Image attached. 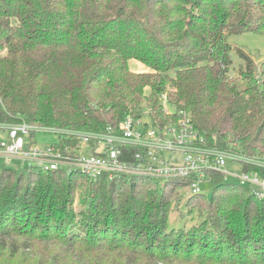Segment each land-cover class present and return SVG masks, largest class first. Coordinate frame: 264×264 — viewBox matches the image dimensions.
<instances>
[{"label": "trees", "instance_id": "16d2710c", "mask_svg": "<svg viewBox=\"0 0 264 264\" xmlns=\"http://www.w3.org/2000/svg\"><path fill=\"white\" fill-rule=\"evenodd\" d=\"M243 32L264 34V0H0V122L101 130L166 92L175 113L161 121L184 110L209 145L263 154L264 60L238 49L230 74L227 37ZM211 178L209 201L190 197L207 220L187 230L168 227L186 179L0 165V258L44 242L36 264H264V199Z\"/></svg>", "mask_w": 264, "mask_h": 264}, {"label": "built area", "instance_id": "2783aa9c", "mask_svg": "<svg viewBox=\"0 0 264 264\" xmlns=\"http://www.w3.org/2000/svg\"><path fill=\"white\" fill-rule=\"evenodd\" d=\"M159 105L155 109L145 103L101 130L42 127L25 120L0 122V156L18 158L45 171L78 173L90 180L102 175L143 176L163 185L186 179L189 197L201 194L199 183L212 181L215 172L264 199V153L246 154L237 141L222 148L209 145L186 111L179 110L174 120H160L159 111L175 113L166 92L160 95ZM39 133L53 134L56 141L41 143L36 138Z\"/></svg>", "mask_w": 264, "mask_h": 264}, {"label": "rangeland", "instance_id": "374dc122", "mask_svg": "<svg viewBox=\"0 0 264 264\" xmlns=\"http://www.w3.org/2000/svg\"><path fill=\"white\" fill-rule=\"evenodd\" d=\"M227 41L231 46V59L232 66L230 74H236L241 67L244 66V60L238 54V49L243 50L248 54L256 66L264 60V34L255 32H243L238 34H229ZM130 67L136 71H145L148 68L142 63L131 60ZM170 87L168 88V90ZM171 90V89H170ZM143 104V103H142ZM145 103L141 106L143 107ZM173 106V105H172ZM143 109V108H142ZM37 140L41 143L54 142L56 138L50 133H39L36 136ZM0 165H7L9 167L17 168L18 170L23 169L26 165V161H22L18 158H5L0 156ZM230 167V162L227 163ZM230 183H235V180L228 178ZM84 183L78 182L77 189L75 190V196L72 202L73 209L78 212L82 209L79 202ZM201 189V195L207 201H209L214 193V183L212 181L206 180L199 183ZM171 208L168 213V227L178 228L184 227L185 229H190L193 226L199 227L202 223L207 220L208 203L205 202L201 197L190 198L187 194V189L184 186H179L176 190L171 192L170 198ZM24 245V244H23ZM44 242H39L35 244L33 249H21L19 254L15 257H11L9 252H6L3 257L0 258V264H36L39 260H45L49 258V251L46 249ZM46 249V250H45ZM158 264H163L158 262Z\"/></svg>", "mask_w": 264, "mask_h": 264}]
</instances>
